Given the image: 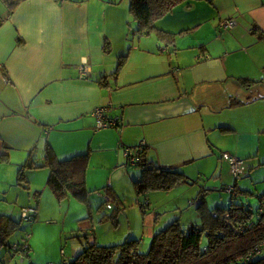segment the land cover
<instances>
[{
    "label": "crops",
    "instance_id": "0c3cea01",
    "mask_svg": "<svg viewBox=\"0 0 264 264\" xmlns=\"http://www.w3.org/2000/svg\"><path fill=\"white\" fill-rule=\"evenodd\" d=\"M113 1L22 0L8 16L0 1L1 159H40L46 142L60 157L89 150L118 195L117 180L139 172L113 174L122 148L143 144L146 160L187 183L218 170L236 190L227 155L244 158L241 176L264 164V0H181L154 23L171 40L127 33L126 1ZM226 18L232 27L219 24ZM100 106L116 125L95 127Z\"/></svg>",
    "mask_w": 264,
    "mask_h": 264
},
{
    "label": "trees",
    "instance_id": "16d2710c",
    "mask_svg": "<svg viewBox=\"0 0 264 264\" xmlns=\"http://www.w3.org/2000/svg\"><path fill=\"white\" fill-rule=\"evenodd\" d=\"M0 1L6 8L5 16H8L22 0ZM179 1L181 0H128L127 33L133 31L136 34H146L156 31L158 37L171 40V33L157 28L154 23L158 17L169 11ZM3 17H0V22L4 19ZM131 21L134 25H131ZM125 59L126 53L118 56L116 67L111 74L118 72ZM103 78L106 79V75L102 76V80ZM255 82L256 80L242 79L244 85ZM116 124L117 120L114 125ZM142 148L143 146L138 151L136 162L128 163L125 159L123 164L124 167H139V172L133 177L132 184L136 194L143 196L145 202L150 190H168L177 181L182 180L184 175L178 170L160 167L146 160ZM34 151L31 150L25 160L18 165L16 185L28 187L27 168L29 170L45 167L49 170L45 184L58 199L72 196L87 202L89 190L85 183V171L89 159L88 150L60 157L46 142L40 160L36 159ZM204 190H200L196 204L199 215L198 223L187 227L174 219L163 228L153 232L147 251L140 250L138 245L140 238L137 236L128 238L130 235L128 234L121 242L107 244L98 243L94 238H90L92 231H88L83 233L85 241L78 252L73 257L62 260V263L264 264V213H257L261 203L260 199V203L253 210L250 205L235 201L234 187V191H229L231 193L229 204L213 207L207 205ZM101 192L104 194L103 202L107 201L106 196L113 200L116 195L110 184L104 185ZM261 197L264 198V191L259 198ZM143 205H148V203L140 204V207L144 208ZM22 207H31L35 210L25 218L31 220L36 217L37 206ZM21 217L24 218L22 215ZM19 221L12 213L0 212V264H8V259L16 254L21 261L25 256H29L30 246L26 238L18 242H12L10 239L12 233L19 227Z\"/></svg>",
    "mask_w": 264,
    "mask_h": 264
},
{
    "label": "rangeland",
    "instance_id": "374dc122",
    "mask_svg": "<svg viewBox=\"0 0 264 264\" xmlns=\"http://www.w3.org/2000/svg\"><path fill=\"white\" fill-rule=\"evenodd\" d=\"M122 1H126L127 15L128 0ZM123 158L121 163L125 161V157ZM9 160L5 162L0 157V180L7 181L0 184V212L12 213L20 220L19 227L12 233L10 239L12 242H18L26 238L30 252L22 261L16 254L8 259V264H63L62 260L71 258L78 252L85 241L83 233L88 231H92L90 238H94L98 243L107 244L121 242L128 234H130L128 238L137 236L140 238L138 244L140 250L147 251L151 241V233L148 234L147 231L148 225L153 226L156 231L174 219L187 227L198 223L199 215L196 210L198 190L205 188L204 197L207 205L213 207L220 201L227 205L231 198V193L226 190L224 172L221 171L219 176L217 170L212 175L211 172L203 174L202 179L197 178L198 175L195 173L189 178L188 183L179 180L168 190L152 189L146 195L145 202L148 205L141 208L140 204L145 203L143 196L136 194L132 180L125 174L122 164L119 166L120 169L113 173L125 174V177L116 182L120 193L115 195L116 199L103 202L104 194L101 190L107 184L108 171L102 168L99 159L90 157L86 167L88 175L86 187L89 190L87 202L72 196L58 199L45 184L47 168H36L37 179H30L27 174L28 187H23L15 184L17 165L11 163L14 162L13 158ZM22 162L23 159L16 163ZM11 164L13 165L11 170L4 167L12 166ZM257 167L249 169L251 171L249 174L238 179L236 189L238 193L235 190L233 196L235 201H242L253 210L264 191V164ZM129 168L136 170V167ZM137 168L139 170V167ZM227 181L232 183L233 178L229 175ZM106 203H110L109 208L106 207ZM28 205L37 206L36 217L31 220L20 215L22 206ZM86 217L89 224L83 226L82 219Z\"/></svg>",
    "mask_w": 264,
    "mask_h": 264
},
{
    "label": "built area",
    "instance_id": "2783aa9c",
    "mask_svg": "<svg viewBox=\"0 0 264 264\" xmlns=\"http://www.w3.org/2000/svg\"><path fill=\"white\" fill-rule=\"evenodd\" d=\"M235 21L233 18H226L220 21V25H223L225 27H232L234 25ZM88 74L87 68L84 65L79 66V75L82 77H85ZM105 108L103 106L97 107L93 111V115L96 117V128H101V127H107V126H112L115 124V121L117 120L116 118H110V119H105L103 117V110ZM143 144H138L136 146H126L123 148V155L126 159V162L128 163H134L138 159V151L141 149V146ZM134 149V150H133ZM228 165H229V170L232 173V175L235 177V179L240 178L244 171V159L240 156H235V155H227L226 156ZM124 165V164H123ZM227 191H234V186L232 185H227L226 186ZM263 197V196H262ZM260 198V204L257 209L258 214H263L264 213V198ZM106 200H110L109 197H105ZM107 207H110V203H107ZM35 210L31 207H22L21 208V215L26 217L28 214L33 213ZM214 214V213H213ZM257 246V245H256ZM255 246V248H257Z\"/></svg>",
    "mask_w": 264,
    "mask_h": 264
}]
</instances>
